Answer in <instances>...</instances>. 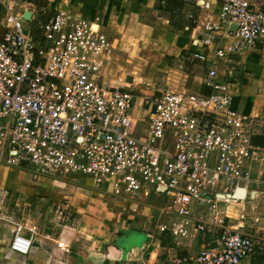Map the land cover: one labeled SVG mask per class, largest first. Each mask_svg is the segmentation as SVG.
Wrapping results in <instances>:
<instances>
[{
    "label": "built area",
    "instance_id": "built-area-1",
    "mask_svg": "<svg viewBox=\"0 0 264 264\" xmlns=\"http://www.w3.org/2000/svg\"><path fill=\"white\" fill-rule=\"evenodd\" d=\"M194 2L186 59L213 60L202 93L138 89L118 75L101 15L58 10L40 20L32 4L0 0V168L81 178L132 211L153 198L147 239L200 243L163 264H241L264 241L245 207L264 184V146L254 141L264 122L234 104L233 72L220 77L215 65L264 40V9L252 0ZM32 234L14 227L10 251L29 255Z\"/></svg>",
    "mask_w": 264,
    "mask_h": 264
},
{
    "label": "rangeland",
    "instance_id": "rangeland-1",
    "mask_svg": "<svg viewBox=\"0 0 264 264\" xmlns=\"http://www.w3.org/2000/svg\"><path fill=\"white\" fill-rule=\"evenodd\" d=\"M252 2L257 3V0ZM159 4L138 11L133 23L129 22L125 30L117 29L114 36L109 37L115 48L117 74L127 76L128 80L134 77L138 89L162 86L172 90L171 85L177 84L197 92L199 82L188 81L179 71L189 63L186 60L181 62L180 59V56L187 57L185 50L178 56L179 61H173L174 58L154 30V24L167 17V20L187 31L189 19L186 14L195 16V2L178 0L179 9L174 8L172 14L156 10ZM39 10V19L44 20L47 15L42 9ZM29 26V22L24 23L25 29ZM186 37H190V32ZM152 56L158 61L152 60ZM201 63L199 61L198 65L202 69ZM255 135L259 143L264 141L263 125ZM34 187L38 188V192H35ZM0 188L7 191L0 203V247L4 261L0 260V264H128L116 255L119 238L131 231L141 232L147 227L150 230L154 223L153 210L157 202L153 198L143 199V205L132 211L136 209L132 204L118 206L111 198L94 189L89 181L68 175L35 178L30 169L2 166ZM24 190L27 197L23 195ZM258 190L261 194L247 205L246 211L260 218V236L264 239V184ZM14 227H21L26 235L33 232L30 261L25 262L23 257L13 258L10 255ZM259 256L261 264H264V251Z\"/></svg>",
    "mask_w": 264,
    "mask_h": 264
},
{
    "label": "crops",
    "instance_id": "crops-1",
    "mask_svg": "<svg viewBox=\"0 0 264 264\" xmlns=\"http://www.w3.org/2000/svg\"><path fill=\"white\" fill-rule=\"evenodd\" d=\"M45 1L46 6L43 8V12L47 15L46 18L58 10L73 11L86 17L101 15L106 22V28L104 31L108 37L112 35L114 36L117 29L119 31L125 30L129 22L131 23L134 20L138 11L142 12L151 7H155L156 4H162L161 0ZM30 4L35 8L40 9V7L34 3ZM254 4H258L264 9V0H257V3ZM198 12L199 10L197 9V12L194 15H198ZM190 15L192 14H186V18L189 19ZM189 21L193 23L191 19H189ZM168 22L169 20H167L166 17L164 19H159V21L154 24V30L157 32L158 39L163 41L162 43L166 46V50L170 53L171 57L174 58L173 61H176V59L179 61L181 59V62L184 60L189 62L186 63V66L181 67L179 71L189 79L188 81L199 82L197 92L192 93H202L204 91L201 84L202 78L205 75L206 69L213 67L212 56L209 54V62H207L206 65L205 63H201L204 72L198 65L199 61H189L184 56H180L183 50H185V54H187L192 48V29L194 27L190 30V37H186L183 35L184 33L182 34L181 30L176 32L174 27L169 25ZM29 24L32 28V24ZM233 41H236V39L232 38L226 40L224 44L227 45ZM178 56H180V59H178ZM152 60L158 61L154 56H152ZM215 66L220 77L225 76L229 71L233 72V76L235 77L232 90L234 104L245 112L248 110L247 114L257 116L264 122V40L260 43L258 42L255 47L250 49H242L232 52L225 59L219 61ZM171 87L172 90L176 92H191L187 87L185 88L177 84H173ZM254 141L258 142L257 139ZM262 143H264V141ZM258 187L259 186H255V189L258 190ZM34 190L35 192H38V188L34 187ZM26 194L27 193L24 190L23 195L26 196ZM98 202L100 201L98 200ZM247 205H245V207H247ZM148 228L149 227H147V229ZM143 229L141 232L131 231L129 234L122 235L119 238L117 245L119 250L116 251V255L121 261L125 260L128 264H163L174 258L190 257L200 249V243L197 241H181L176 245L170 240L168 235L158 236L154 239H147L145 235L147 229ZM141 236H143V239H141ZM262 243L263 242H260L259 248L256 249L255 253L245 258L241 264H261V257L259 255L264 251V243ZM261 244L263 246H261ZM1 255L3 254L2 248L0 247V260L4 263ZM10 255L13 258L23 257L25 262L30 261L31 259L30 255H19L15 253H11Z\"/></svg>",
    "mask_w": 264,
    "mask_h": 264
},
{
    "label": "trees",
    "instance_id": "trees-1",
    "mask_svg": "<svg viewBox=\"0 0 264 264\" xmlns=\"http://www.w3.org/2000/svg\"><path fill=\"white\" fill-rule=\"evenodd\" d=\"M22 1L34 3L35 5L39 6L40 9L42 8V10L46 6L45 5V3H46L45 0H22ZM161 1H162V4H159L157 6V10L164 11V12H167L169 14H172L174 12V8L179 9V7L177 6L178 5V0H161ZM169 24L172 27H174L175 29L183 31L185 36H188L190 30L194 27V24L191 21H189L188 30L187 31H185L184 28H182V26L173 23L171 20H169ZM255 143L258 144V145H264V143H258V142H255Z\"/></svg>",
    "mask_w": 264,
    "mask_h": 264
},
{
    "label": "water",
    "instance_id": "water-1",
    "mask_svg": "<svg viewBox=\"0 0 264 264\" xmlns=\"http://www.w3.org/2000/svg\"><path fill=\"white\" fill-rule=\"evenodd\" d=\"M25 17H28V14H26ZM237 196L238 198H242L244 196V190H242Z\"/></svg>",
    "mask_w": 264,
    "mask_h": 264
},
{
    "label": "bare ground",
    "instance_id": "bare-ground-1",
    "mask_svg": "<svg viewBox=\"0 0 264 264\" xmlns=\"http://www.w3.org/2000/svg\"><path fill=\"white\" fill-rule=\"evenodd\" d=\"M21 225V224H20Z\"/></svg>",
    "mask_w": 264,
    "mask_h": 264
}]
</instances>
